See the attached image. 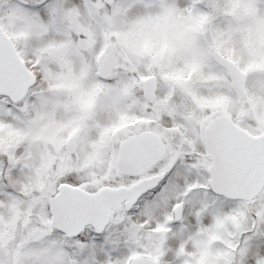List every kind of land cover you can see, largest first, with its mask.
Here are the masks:
<instances>
[{"label":"snow or ice","instance_id":"6c2138e0","mask_svg":"<svg viewBox=\"0 0 264 264\" xmlns=\"http://www.w3.org/2000/svg\"><path fill=\"white\" fill-rule=\"evenodd\" d=\"M0 264H264V0H0Z\"/></svg>","mask_w":264,"mask_h":264}]
</instances>
